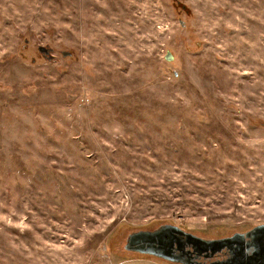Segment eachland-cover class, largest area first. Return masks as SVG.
Listing matches in <instances>:
<instances>
[{"label":"rangeland","instance_id":"obj_1","mask_svg":"<svg viewBox=\"0 0 264 264\" xmlns=\"http://www.w3.org/2000/svg\"><path fill=\"white\" fill-rule=\"evenodd\" d=\"M171 225H264V0H0V264Z\"/></svg>","mask_w":264,"mask_h":264},{"label":"water","instance_id":"obj_2","mask_svg":"<svg viewBox=\"0 0 264 264\" xmlns=\"http://www.w3.org/2000/svg\"><path fill=\"white\" fill-rule=\"evenodd\" d=\"M37 52H39L45 59L49 61L52 60L53 56L51 55L52 52L50 49L44 46H38ZM61 55L63 58H66L70 56V53L66 51ZM171 230L184 234L172 225L161 226L156 229V231L142 230L139 232H132L128 234L124 249L141 255L156 256L154 258H160L169 263L198 264L172 257L171 251L156 255L150 249H145L146 247H144V245L152 248L158 241L163 242L166 240V236ZM185 234L187 237L193 239L195 245L199 248V253L209 252L210 255L213 256L215 253H218L223 249L230 250L226 260L214 261L209 264H264V225H257L243 233H234L228 237L214 240H206L201 237L198 238L190 233Z\"/></svg>","mask_w":264,"mask_h":264},{"label":"flooded vegetation","instance_id":"obj_3","mask_svg":"<svg viewBox=\"0 0 264 264\" xmlns=\"http://www.w3.org/2000/svg\"><path fill=\"white\" fill-rule=\"evenodd\" d=\"M179 230L182 231L184 234H181L175 230H171L166 236V240H164L163 242L158 241L152 248L144 245V247H146L145 249H150L156 255L160 253H165L166 251H171L172 257L179 258L182 261L188 260L192 263H198V264L200 263L209 264L214 261L226 260L228 258L230 251L229 249L228 250L223 249L220 252L215 253L213 256H211L209 252L199 253V248L197 247V245H195L193 239L187 237V235L185 234L188 232L186 231L184 232L181 229ZM152 231H156V230H152ZM178 264H182V263H178Z\"/></svg>","mask_w":264,"mask_h":264},{"label":"crops","instance_id":"obj_4","mask_svg":"<svg viewBox=\"0 0 264 264\" xmlns=\"http://www.w3.org/2000/svg\"><path fill=\"white\" fill-rule=\"evenodd\" d=\"M117 264H163L158 260L151 259L150 257H129V259L121 261Z\"/></svg>","mask_w":264,"mask_h":264},{"label":"trees","instance_id":"obj_5","mask_svg":"<svg viewBox=\"0 0 264 264\" xmlns=\"http://www.w3.org/2000/svg\"><path fill=\"white\" fill-rule=\"evenodd\" d=\"M139 257H142V258H143V257H150V256H148V255H143V256H142V255H141V256H139ZM150 258H151V257H150ZM152 258H153V257H152Z\"/></svg>","mask_w":264,"mask_h":264}]
</instances>
